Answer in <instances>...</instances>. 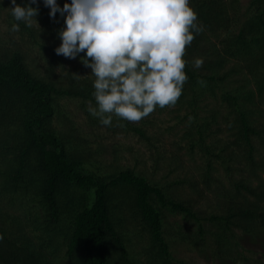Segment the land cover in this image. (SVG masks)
Masks as SVG:
<instances>
[{
    "label": "trees",
    "instance_id": "obj_1",
    "mask_svg": "<svg viewBox=\"0 0 264 264\" xmlns=\"http://www.w3.org/2000/svg\"><path fill=\"white\" fill-rule=\"evenodd\" d=\"M28 2L17 0L21 6ZM57 2L63 7L71 0ZM235 4L237 0H190L204 31L186 46L188 82L176 103L183 108L173 110L185 111L178 118L186 125L183 137L191 144V152L199 149L207 157L202 175L206 181H212L218 161L225 163L226 171L233 165L239 171L264 169V159H255L264 151V124L258 127L253 119L264 106V0H251L240 27L231 14ZM9 7L11 0H0V12ZM32 7L39 8L38 24L29 28L20 23L19 32L10 30L15 21L8 11L4 21L16 41L14 48L0 51V264H112V250L124 263L132 264L116 231L121 220L115 223L112 218L114 209L123 210L125 201L117 200L128 197L137 214L135 224L142 225L156 251L155 257L150 254L152 263L172 264L169 243L163 238V210L181 212L198 222L201 219L190 206L169 198L164 189L148 181L145 172L125 168L105 178L86 167L94 163L99 169L97 155L103 148L92 149L59 98L78 103V109L96 126L87 111L89 101L95 106L94 77L90 68L75 62L81 57L74 61L56 55L55 48L61 43L57 30L64 26L59 13L52 20L43 0ZM212 36L220 40L213 41ZM195 58L204 60L199 69L193 67ZM236 76L241 79L235 80ZM198 80L205 81L211 92L220 88L221 99L233 106L222 117V124L227 125L224 133H231L233 141L222 143L215 135L222 132L219 111L206 112L199 105L198 97L206 90ZM251 83L255 89H249ZM158 108L154 111L161 114L168 107ZM231 114L235 115L233 121ZM133 131L147 140L144 125ZM161 154H156L155 164ZM246 182L242 178L237 192H227L231 200L227 215L211 218L258 219L264 225V205L260 209L264 188H250ZM191 186L195 188L196 183ZM243 190L255 195L257 202L248 204L242 197L246 202L237 207Z\"/></svg>",
    "mask_w": 264,
    "mask_h": 264
},
{
    "label": "rangeland",
    "instance_id": "obj_2",
    "mask_svg": "<svg viewBox=\"0 0 264 264\" xmlns=\"http://www.w3.org/2000/svg\"><path fill=\"white\" fill-rule=\"evenodd\" d=\"M250 3L251 0H237L231 13L237 21L236 27H240L241 22L245 20L244 16ZM7 13V9L0 12V51L8 47L14 48L13 41H16V37L10 33L4 21ZM212 39L220 40L213 36ZM75 62L80 61L77 59ZM222 63L225 61L222 60ZM234 79L240 80L241 77L236 76ZM254 85L251 83L249 89H255ZM201 89L206 92L198 97L199 105L204 107L206 112L218 110L220 116L218 123L222 126V117L228 115L233 106L221 99L223 93L220 88L215 87L211 92L206 85ZM187 98H190V94ZM59 103L61 107L64 106L70 111V117L83 130L82 135L92 144V149L103 148V152L97 155H100L97 157L99 169L97 167L95 169L94 163L87 164L86 167L105 178L125 168L145 172L148 181L164 189L169 198L190 206L191 212L201 219L198 222L181 212L169 214L163 210L165 219L163 238L169 243L168 251L172 264H264V225L260 220L233 218L227 221L211 218L215 215L224 217L227 215L231 201L227 192L231 191L232 194L237 192L236 185L242 178L247 181L250 188H261V185L264 188V169H256L254 172L248 167L239 171L238 166L233 165L231 170L226 171L225 163L218 161L214 165L215 171L211 172L212 181L202 179L207 157H203L199 149L192 153L191 144L187 137H183L186 125L178 116H184L185 111L181 109L174 112L176 108H183L179 104L168 107L166 112L161 114L153 111L147 118L138 122H128L114 116L112 126L108 127L101 125L99 119L91 115L88 118L93 119L96 126L92 125L84 111L78 109V103L75 101L65 97L59 98ZM258 109L252 118L257 121L255 125L259 127L264 124V106L261 105ZM234 117L235 115L231 114L229 118L233 121ZM145 122L149 123L145 125ZM141 124L147 130V140L133 131L134 128L141 127ZM226 126H222L221 133L215 134L223 141L222 143L227 139L233 141L231 133L229 136L224 133ZM207 142L210 143V139H207ZM255 142L258 147L261 145L258 137L255 138ZM157 153L162 154L155 164ZM255 159L263 160L264 151L261 150L257 156L255 155ZM192 182L196 183L195 188L191 186ZM248 193L246 190L242 191L241 198L239 196L236 200L239 201L237 207L243 204L242 201L245 199L242 200V197L247 199L248 204L257 202V197ZM122 200L125 201L122 204L123 210L114 209L112 218L115 223L121 220L120 224H116V231L126 245L129 260L132 264H153L150 254L154 256L156 251L153 250L152 243H149L147 235L145 236L142 225L135 224L138 220L137 214L132 212L130 206L132 197L126 200L119 198L117 202ZM112 203L116 204V201L113 200ZM126 203L127 207H123ZM263 205L260 204L262 210ZM110 257L113 259L112 264H126L119 259L115 250H112Z\"/></svg>",
    "mask_w": 264,
    "mask_h": 264
},
{
    "label": "clouds",
    "instance_id": "obj_3",
    "mask_svg": "<svg viewBox=\"0 0 264 264\" xmlns=\"http://www.w3.org/2000/svg\"><path fill=\"white\" fill-rule=\"evenodd\" d=\"M43 2L52 20L57 13L63 18L56 55L79 56L91 69L95 106L89 101L87 111L101 125L112 126L114 116L138 122L157 107H175L188 82L186 46L204 31L190 0H71L63 7L57 0ZM33 4L38 0L26 6L11 0L12 32L20 31V23L38 24ZM203 63V58L192 61L196 69Z\"/></svg>",
    "mask_w": 264,
    "mask_h": 264
}]
</instances>
